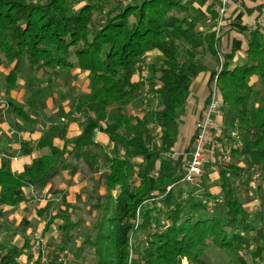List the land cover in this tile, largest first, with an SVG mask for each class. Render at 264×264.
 Segmentation results:
<instances>
[{
  "label": "trees",
  "instance_id": "trees-1",
  "mask_svg": "<svg viewBox=\"0 0 264 264\" xmlns=\"http://www.w3.org/2000/svg\"><path fill=\"white\" fill-rule=\"evenodd\" d=\"M125 1L0 0V53L7 63L24 61L34 74L45 76L78 69L87 73L91 84L90 94L79 101L86 118L66 159L72 167L64 158L66 148L56 146L53 131L47 132L37 148L48 154L17 176L0 169V205H19L24 197L16 192L27 187L48 188V194L56 196L62 192L55 183L61 171L71 169L74 175L83 163L89 177L102 164L105 172L87 201L100 225L94 240L88 234L83 245L76 246L77 260L88 245L95 250V264H182L184 259L204 264L207 249L215 246L234 252L239 264H264V105L251 106L256 87L252 78H257L264 96L263 33L255 29L249 34L243 65L230 69L225 64L218 75L223 110L233 114L242 142L232 149L231 162L215 163L218 192L201 196L195 188L177 192L184 164L158 169V177L143 169L147 164L151 172L157 160L172 161L188 94L197 78L211 70L206 60L218 58L216 39L201 37L195 18L180 0H144L127 6ZM154 52L160 54L161 64L145 65ZM142 66H148L147 77ZM15 80L11 74L10 81ZM145 95L150 97L143 100L149 108L158 105L149 109L157 126L152 136L140 134L137 128L143 123L138 124L127 108ZM114 107L116 112L104 128L109 138L104 147L95 141V132ZM24 148V153L31 150ZM243 159L248 168L240 165ZM138 173L142 176L135 180ZM237 179H244L245 194ZM200 180L207 185L204 177ZM253 183L259 201L255 211L249 196ZM107 224L109 234L104 235ZM52 225L58 231L56 249L46 257L55 264L60 251L72 244L79 223L71 215L57 214L43 235ZM41 251L34 264H45ZM0 264L21 263L0 245Z\"/></svg>",
  "mask_w": 264,
  "mask_h": 264
},
{
  "label": "crops",
  "instance_id": "crops-1",
  "mask_svg": "<svg viewBox=\"0 0 264 264\" xmlns=\"http://www.w3.org/2000/svg\"><path fill=\"white\" fill-rule=\"evenodd\" d=\"M143 1L126 0L124 4L127 6L133 2L139 4ZM180 1L189 8L195 18L201 37L207 40L215 36L218 58L217 60L210 58L206 60L211 70L202 73L197 78L188 94L185 108L181 112V134L171 157L172 161L167 162V166L164 167L163 161L157 160L154 172L161 168L172 170L177 167L176 163L185 165L192 148L196 124L202 118L210 102L214 72L217 73L221 67L224 68L225 64L230 69L243 65L246 61L249 34L259 29L264 35V0H249L243 5L230 4L222 19L221 27L218 25L216 0ZM147 58L150 61L148 66L151 63L161 64V57L157 52L149 54ZM148 66L146 68L142 66L146 77L149 75ZM74 71H78L76 80H86L83 83L84 90H81L80 83L74 81L70 83L69 92L60 93L54 86L49 87L53 81L57 82L59 73H52V77L45 76L42 72L34 74L26 62L15 61L9 64L0 53L1 170L17 176L26 167L31 166L35 160L48 154L47 150L37 148V143L51 130L55 145L61 149L66 148L67 154L64 157L66 161L73 150L75 140L82 133L86 118V108L79 109L81 97L77 99V96L82 91L87 92L86 95L90 94L91 87L87 73L78 69L70 72ZM11 74L16 76L13 82L10 81ZM41 76L49 77L48 81H36ZM135 80H138V76ZM251 84L257 86V78H252ZM147 89L148 86H146ZM145 96L149 99L148 95ZM131 107L129 103L127 107L129 111ZM130 113L135 115L134 112ZM215 121L216 126L207 138L208 147L212 153L206 166V172L209 171L208 168L213 167L216 159L217 161L221 159L220 154L216 155L214 152V148L217 150L221 137H223L224 116L222 115ZM234 124L237 125L235 121ZM105 126L102 124L95 132V141L108 147L109 138L104 131ZM25 145L31 149L30 152H23ZM66 164L71 167L73 165L71 161H66ZM143 170L148 174L152 173L148 171L147 164ZM86 172V165L83 163L80 165L79 172L74 175L71 169L61 171L55 183L62 192L56 196L49 195L48 188L39 190L27 187L16 192L17 196L24 197V201L19 205H0V245L13 251L19 260L28 264H34L37 261L39 248H41L42 262H48L46 256L49 250L47 249H56L54 231L57 227L52 225L46 235H43V231L53 216L62 214L71 215L73 218L75 209H79L77 205L82 204L89 209V213L93 212L97 215L87 201L98 184V178L105 172V167L99 164L89 177H85ZM141 176V173H138L135 175V180H139ZM215 190L214 187L212 192ZM114 193L117 194V192ZM73 221L77 222L74 219ZM38 236L40 239L37 242ZM51 244H53L52 247H50Z\"/></svg>",
  "mask_w": 264,
  "mask_h": 264
},
{
  "label": "rangeland",
  "instance_id": "rangeland-1",
  "mask_svg": "<svg viewBox=\"0 0 264 264\" xmlns=\"http://www.w3.org/2000/svg\"><path fill=\"white\" fill-rule=\"evenodd\" d=\"M136 3L133 2L132 5H135ZM162 61V60H161ZM59 73V78L57 79V82L53 81L52 83L49 84V87H55L58 92L60 91V93L62 92H69V87H70V83L71 82H76V83H80L81 85L80 88L81 90L83 88V83L86 81L85 79H78V71H74V72H61V71H53V73ZM77 72V75H76ZM80 75V74H79ZM53 76V75H52ZM49 76V77H52ZM49 77H44L41 76L40 78H38L36 81H48ZM60 84V85H59ZM85 91H82L81 93L78 94L77 99H79L80 97H84L86 96ZM81 98L79 99V101L81 100ZM150 98V97H149ZM143 100H148L147 96H145L143 99L137 100L133 103H131V110L129 112H134V114L137 117V121L138 124L139 123H143L142 125H140L137 129L139 130L140 134L145 136V135H155L157 132V126L154 123L153 117L151 116L152 114L149 112L150 110H155L157 109L158 105L157 102L152 103L151 107L149 108L148 105L146 103L143 102ZM259 105H264V96L262 94L261 88L259 85H257L255 87V90L253 92V94L251 95V106H259ZM116 107H114L112 109V111L110 110L109 112V116L107 119V122L103 123V126L107 125L108 122H110V120L113 117V113L116 112ZM84 109V108H83ZM223 116L225 119V123H224V127L222 128V130H224L223 132V137H221V142L220 145L222 147L228 146V144H231L233 141L236 140V135H237V127L234 124V116L231 113V111L228 108H225L223 110ZM144 117L146 118L147 121H145ZM228 136V137H226ZM214 152L219 153L218 150H216L214 148ZM221 157V156H220ZM174 159V158H173ZM221 159H218V161H220ZM217 161V159H216ZM231 162V160H228ZM221 162V161H220ZM215 163V162H214ZM222 164H224L225 162H221ZM233 163V161H232ZM167 162L163 163V166H167ZM240 165H242V167H247L248 165V160L247 159H243L242 162H240ZM213 167L208 168L209 171L205 170V174H204V181L207 183V185H203L201 183V180H198L197 183L193 184V183H186L183 182L181 184H178L175 188V190L177 192H190L195 188V192H197V194L199 196H201L202 193H206V192H211L213 193V188L217 187L216 183V164L212 165ZM155 168V166H154ZM153 168V169H154ZM248 168V167H247ZM103 170V168H101ZM156 170V169H154ZM158 170V169H157ZM159 172V171H158ZM152 173H154V171H152ZM248 175H245V178ZM238 174H235L233 176V178H237ZM254 177V176H253ZM254 179V178H252ZM244 181V179H237V185L238 189L241 193H244V187L242 186V182ZM91 185V184H90ZM93 185V184H92ZM255 189L252 188V191L250 192L251 194H249L251 200H253V204H250L251 206H254L255 210H257L258 205H259V201H258V195L255 193L254 191ZM254 191V193H252ZM216 192H218V188L216 189ZM245 194V193H244ZM114 196H116V193L113 194ZM214 206V203L212 205V207ZM79 209H75V212L73 213V219L76 220L80 225H79V230L77 232L74 233V238L72 241V244H70V246L65 249L64 251H67L68 253H71L73 255V259H66L64 262H59L57 261L55 264H78L77 261L80 264H95L96 260L94 259V249H91L88 245H84V252L82 254V259H76V246L77 245H83L82 241L85 240L86 236L88 234L92 235L93 240L96 238V233H97V226L100 225V217L98 216V214L96 215V213H89V209L86 208L83 204L78 206ZM210 207V208H212ZM92 211V210H91ZM94 211V210H93ZM112 213L109 214L108 219H111L112 217ZM106 228L104 230V232L102 234L104 235H108L109 234V228H108V224L106 225ZM55 235H57L58 231L55 229L54 231ZM39 237V236H38ZM37 237V238H38ZM52 242V241H51ZM49 250V252L53 251V248H49L47 249V251ZM14 251H16L14 249ZM64 251H60L59 254H61V252ZM203 262L204 264H239L236 255L234 254V252L229 251V250H225V249H219L215 246L210 247L209 249H207L205 257L203 258ZM45 264H52L49 261L46 262ZM182 264H189L187 259H184Z\"/></svg>",
  "mask_w": 264,
  "mask_h": 264
},
{
  "label": "built area",
  "instance_id": "built-area-1",
  "mask_svg": "<svg viewBox=\"0 0 264 264\" xmlns=\"http://www.w3.org/2000/svg\"><path fill=\"white\" fill-rule=\"evenodd\" d=\"M216 11L219 15V23L218 25L221 27L222 19L227 12V8L230 4L236 5H243L247 3L249 0H216ZM149 59L146 58L145 65H148ZM223 67L219 69L216 75L212 79V90L210 94V102L205 109L202 118L196 124V133L193 137L192 148L188 153V160L184 165V172H183V182L186 183H197L200 180L206 170V166L210 160L211 150L208 147L207 138L209 133L213 128L216 126V119L221 118L223 115V105L219 95L218 90V75L222 71ZM242 142L239 138L238 134L236 135V140L233 141L228 146L222 147L221 145L217 146V150L221 156V162H228L229 156L232 152L233 148L241 147ZM175 156V155H174ZM173 156V157H174ZM150 177H158L159 172H154L149 175ZM258 174L254 176L256 179ZM252 188L256 189L255 183L252 184ZM40 237L36 238L38 241ZM66 259H73V255L68 253L67 251L61 252L59 255V262H64ZM21 264H28L22 260H20Z\"/></svg>",
  "mask_w": 264,
  "mask_h": 264
}]
</instances>
